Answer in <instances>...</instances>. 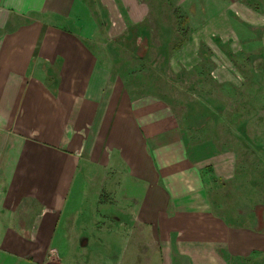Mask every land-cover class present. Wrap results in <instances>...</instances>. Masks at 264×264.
I'll use <instances>...</instances> for the list:
<instances>
[{
    "label": "crops",
    "instance_id": "crops-1",
    "mask_svg": "<svg viewBox=\"0 0 264 264\" xmlns=\"http://www.w3.org/2000/svg\"><path fill=\"white\" fill-rule=\"evenodd\" d=\"M111 1L133 26L150 15L143 0ZM208 1L202 12L188 5L185 22L204 32L188 38L184 70L197 71L201 48L214 53L217 39L227 74L251 56L262 62L264 0H222L216 12ZM96 34L85 0H0V264L41 262L37 249L54 246L59 217L69 225L86 195L92 224L110 217L142 227L159 264H264V229L240 213L264 197L259 182L247 190L238 177L239 190L215 192L235 174L227 143L220 147L209 123L192 125L195 114L135 93ZM23 202L38 208L27 224ZM72 231L65 246L84 243Z\"/></svg>",
    "mask_w": 264,
    "mask_h": 264
},
{
    "label": "rangeland",
    "instance_id": "rangeland-1",
    "mask_svg": "<svg viewBox=\"0 0 264 264\" xmlns=\"http://www.w3.org/2000/svg\"><path fill=\"white\" fill-rule=\"evenodd\" d=\"M143 1L151 6L150 15L145 23L133 26L122 7L111 0H85L95 23L97 34L93 42L96 47L107 53L106 56L117 57L116 64L130 77L135 93L159 96L176 111L195 114L191 118L192 125L202 127L209 123L220 147L227 143L226 148L233 155L235 174L232 180L219 179L215 192L239 190L236 181L242 177L247 190L256 181L264 195V60L261 62L251 56L250 63L241 64L242 70L229 75L224 72L227 67L222 64L227 62L221 56V41L217 39L221 47L211 45L214 53L210 50L207 53L203 46L198 56L200 68L185 71L184 65L188 66L191 61L188 49L192 47L188 38L196 30L204 32L201 31L203 25L185 22L190 19L186 17L190 0ZM192 1L198 4L196 11L203 9L204 6H200L205 0ZM221 1L209 0L207 4L216 12L215 6ZM192 7L190 5V9ZM179 47L184 50L175 56ZM224 112L225 116L231 114L230 119H223ZM239 112L240 119L232 117ZM95 184L89 181L88 189L92 191ZM87 197L76 207L75 217H66L69 225H65V215L59 217L61 223L54 246L37 249V262L41 261L37 264H159L157 247L149 240L147 230L139 229L136 224L121 227L110 217L92 224L91 201ZM255 202L240 208V213L252 214L258 219L257 227L264 229V197ZM19 209L21 223L27 224L29 212H37L38 208L23 202ZM123 220L128 219L123 216ZM70 230L84 243L77 240L75 247L65 246V231Z\"/></svg>",
    "mask_w": 264,
    "mask_h": 264
}]
</instances>
